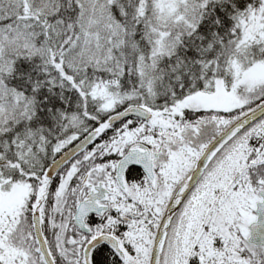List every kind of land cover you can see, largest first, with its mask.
I'll return each instance as SVG.
<instances>
[{
	"label": "snow or ice",
	"instance_id": "1",
	"mask_svg": "<svg viewBox=\"0 0 264 264\" xmlns=\"http://www.w3.org/2000/svg\"><path fill=\"white\" fill-rule=\"evenodd\" d=\"M0 264H264V0H0Z\"/></svg>",
	"mask_w": 264,
	"mask_h": 264
}]
</instances>
